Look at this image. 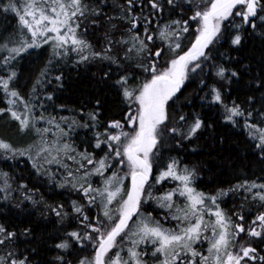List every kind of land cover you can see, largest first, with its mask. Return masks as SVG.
Masks as SVG:
<instances>
[{
    "label": "snow or ice",
    "instance_id": "snow-or-ice-1",
    "mask_svg": "<svg viewBox=\"0 0 264 264\" xmlns=\"http://www.w3.org/2000/svg\"><path fill=\"white\" fill-rule=\"evenodd\" d=\"M256 35L264 42V0H0V119L30 138L0 132V201L22 217L0 221V264H264V62L244 82L248 66L219 51ZM72 72L92 82L78 108L55 103ZM190 84L245 135L259 176L208 193L200 168L170 155L215 131L183 110ZM35 209L54 226L51 260L31 246Z\"/></svg>",
    "mask_w": 264,
    "mask_h": 264
},
{
    "label": "trees",
    "instance_id": "trees-1",
    "mask_svg": "<svg viewBox=\"0 0 264 264\" xmlns=\"http://www.w3.org/2000/svg\"><path fill=\"white\" fill-rule=\"evenodd\" d=\"M8 21L15 26L16 21L12 18L11 15L8 17ZM11 30V29H9ZM187 43V41H185ZM264 42H262V38L258 35L248 37L244 40L242 47L237 50L232 49V64L243 71V66H248L249 75H245L243 77L244 82H247L252 78V76L259 73L261 64L264 62ZM35 53H33V56ZM33 57L29 56L26 59H22L19 61L23 68L21 69L22 75L20 77V84H23L25 80L29 76V68L34 67L35 65L31 64ZM97 69L95 67L91 68L87 73V76H91L93 72H96ZM72 80L70 81V89L62 94V98L56 100V104H65L68 108H78L79 103L78 99H82L83 96L87 95L89 91L92 89V82L86 78L85 73H80L79 79H77V73H71ZM27 90V89H21ZM51 90V89H50ZM237 93L233 92L232 96L235 97ZM203 92H199L195 84H190L184 90L183 95H181L180 100L184 101L185 97L191 101L189 107H185L183 110L185 112H197L202 116L208 118L209 123L214 124L215 131L209 129L205 131L200 139L194 140V149L195 152L188 150L185 152H172L170 155H177L183 158V161L189 165H197L200 168V176H202L201 180H205L208 178L210 182L207 183L210 187H221L226 186V188L231 183H236L237 177H248L255 178V176H259L261 174L260 169L261 165L257 162L256 158L251 154V147L249 142L246 140L245 135L242 133L240 135H236L230 130H226L222 123L219 122V115L214 114L216 110L213 109L211 111L207 110L202 104L198 105V99L203 96ZM3 93L0 92V107L5 106L3 103ZM51 111V110H49ZM59 113V112H58ZM63 113H67V115H74V113H70L67 111H63ZM79 118V117H77ZM79 135L82 137L84 135L83 130H78ZM224 137V143L220 144L218 139H213V137ZM79 143V140H77ZM191 143L186 144V148L188 149ZM193 147V146H192ZM192 147H190L192 149ZM211 153V155H209ZM0 167H4L5 170H9L5 167L4 164H0ZM17 168V171H20L26 175L25 171V160L21 158V164L19 166L14 165ZM30 167V164H29ZM206 169H211V171H207ZM255 173V176L253 175ZM41 191H45V189H41ZM46 198L51 202V197H48L46 194ZM59 199V197L57 198ZM238 203V201H236ZM233 205V201L231 199L228 200L227 204H224L223 207L226 209H231ZM11 209V211H9ZM39 209L33 210L34 214L31 217L34 222V236L36 239L31 240L32 247H39L43 255L46 256L47 259L51 260L58 254H60L59 250L51 249L50 251H45L46 248H50V246L58 241H54L49 239V234L54 232V226L48 221L44 220L40 216ZM17 210L11 206V204L5 205L4 201H0V221H2L5 217L12 219L14 222H19V219L16 216L12 215L16 213ZM38 225V226H37ZM23 227V225H21ZM24 247V245H21Z\"/></svg>",
    "mask_w": 264,
    "mask_h": 264
},
{
    "label": "flooded vegetation",
    "instance_id": "flooded-vegetation-1",
    "mask_svg": "<svg viewBox=\"0 0 264 264\" xmlns=\"http://www.w3.org/2000/svg\"><path fill=\"white\" fill-rule=\"evenodd\" d=\"M219 51L222 52V53L223 52H227L230 57L233 56V54H232L233 51H232L231 48H229L228 44H224L223 46H221L219 48ZM228 66L230 67V66H234V65L232 63H230V64H228ZM197 101H198V105H201L202 104L208 110L207 106L202 103V101L200 100V98ZM190 147H192V149H194V144L191 143L190 146H189V148H188V150H192ZM177 155H179V154H177ZM201 177L202 176H200V178ZM208 181L210 182V180H200L199 179L197 181V185L196 186L198 187V189H200V190H202L204 192H208V193L214 192L215 189L219 188V187H216L215 185H214V187H210V185L207 183ZM173 186H174L173 183H165L164 186H163V188L159 189V191L162 192V191L167 190V189H169L170 187H173ZM221 187H225L226 188V186H221ZM156 194H159V192H157ZM153 207H156V205L154 203H153L152 207H147L146 206V211L151 212ZM222 207H223V205H222ZM156 214L157 213H153V215H156ZM159 214L160 215H163V212L161 211ZM166 226H168V225H166Z\"/></svg>",
    "mask_w": 264,
    "mask_h": 264
},
{
    "label": "rangeland",
    "instance_id": "rangeland-1",
    "mask_svg": "<svg viewBox=\"0 0 264 264\" xmlns=\"http://www.w3.org/2000/svg\"><path fill=\"white\" fill-rule=\"evenodd\" d=\"M23 92H22V94L25 92V91H27V90H22ZM49 91H51L50 89H49ZM49 110H51V109H49ZM58 115H64V116H68L67 115V113H66V115H65V113H63V111H59V113H57ZM6 121H7V118H3V119H0V132H2V131H7L8 132V135H10L14 140H16L17 141V143H18V146H23V144L24 143H26V142H29L30 141V138L29 137H23V136H17L16 135V132H15V125L14 124H12L11 125V127L10 128H5L4 126H5V124H6ZM79 130V129H78ZM77 130V131H78ZM184 162V161H183ZM185 163V162H184ZM185 164H187V163H185ZM199 176H200V174H199ZM200 180H201V178H200ZM205 180H209L208 178H206Z\"/></svg>",
    "mask_w": 264,
    "mask_h": 264
}]
</instances>
